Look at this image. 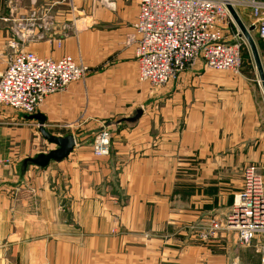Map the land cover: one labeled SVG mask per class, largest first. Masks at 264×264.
Listing matches in <instances>:
<instances>
[{
    "label": "crops",
    "instance_id": "obj_1",
    "mask_svg": "<svg viewBox=\"0 0 264 264\" xmlns=\"http://www.w3.org/2000/svg\"><path fill=\"white\" fill-rule=\"evenodd\" d=\"M138 11V0H0V73L13 42L17 54L71 56L89 69L84 81L46 98L36 113L45 116L51 134L74 136L73 153L47 168L24 164L19 176L10 170L0 183V264H123L118 254L104 253V244L129 242L125 232L148 213L151 199L172 189L170 164L135 138L142 128H123L110 156L96 158L91 146L98 131L129 117L145 96L131 43ZM242 20L250 26L247 15ZM23 21L29 37L20 41L14 32ZM192 133L187 140L196 150L186 156L196 153L204 165L205 131ZM14 134V128H0V149L10 148Z\"/></svg>",
    "mask_w": 264,
    "mask_h": 264
},
{
    "label": "rangeland",
    "instance_id": "obj_2",
    "mask_svg": "<svg viewBox=\"0 0 264 264\" xmlns=\"http://www.w3.org/2000/svg\"><path fill=\"white\" fill-rule=\"evenodd\" d=\"M24 21L14 32L20 41L29 37L19 35L25 33L20 27ZM252 34L262 53L264 42ZM13 45L7 44L12 57L17 54V44ZM242 58L238 74L197 66L163 86L143 85L145 96L135 107L142 109L143 115L134 127L142 132L135 138L148 141L152 155L170 164L175 181L171 190L151 199L148 213L140 214V220L131 224L130 232H125L129 242L104 244L105 254H114L112 258L118 254L123 264H261L263 234L242 246L234 233L211 227L214 220L225 224L241 188L244 168L257 165L264 171V93L248 44ZM261 61L264 68L263 56ZM2 107L0 121L11 125L0 123V128H14L16 134L10 148L0 149V183L10 170L12 176H19L27 158L56 149L39 133L38 121L30 119L36 113L27 115ZM109 127L113 133L108 156L114 152L113 141L122 140L115 136L130 128ZM197 129L206 134L204 165L197 164L196 153L193 158L186 156L191 147L196 150L191 146L195 141L187 136L193 131L195 137ZM170 141L172 145H166ZM151 240L158 243H148Z\"/></svg>",
    "mask_w": 264,
    "mask_h": 264
},
{
    "label": "built area",
    "instance_id": "obj_3",
    "mask_svg": "<svg viewBox=\"0 0 264 264\" xmlns=\"http://www.w3.org/2000/svg\"><path fill=\"white\" fill-rule=\"evenodd\" d=\"M138 2L131 43L135 47L139 80L143 84L163 86L186 69L197 66L238 74L247 41L228 6L241 20L243 14L247 15L251 24L244 25L246 28L254 26V33L264 42V0ZM20 27L25 33L19 35L25 38L27 30L24 25ZM257 48L260 57H264V50L260 53L258 44ZM88 73L89 69L71 56L52 59L32 52L18 53L9 58L5 70L0 73V105L24 114H35L46 98L84 81ZM110 140L111 133L107 129L97 133L91 144L94 155L108 156ZM211 227L234 233L242 246L264 235V171L257 165L244 168L242 188L234 198L225 224L214 220ZM261 264H264V256Z\"/></svg>",
    "mask_w": 264,
    "mask_h": 264
},
{
    "label": "water",
    "instance_id": "obj_4",
    "mask_svg": "<svg viewBox=\"0 0 264 264\" xmlns=\"http://www.w3.org/2000/svg\"><path fill=\"white\" fill-rule=\"evenodd\" d=\"M228 10L237 24L241 34L247 41V44L251 50L252 57L254 59V63L257 69V73L259 76V80L262 85L263 93H264V68L262 65V61L258 52L256 41L252 35V32L255 31V27L252 26L250 28H246L236 11L228 6ZM143 115L142 109H136L133 114L129 117L118 116L109 126H111L114 130L116 126L125 124L130 128H134L135 125L139 122ZM30 119H34L38 121L39 133L42 135L43 139H45L49 144L55 145L56 149L49 151L48 153H40L35 158H27L24 161L25 165H34L40 168H47L52 162L59 163L63 160L67 159L76 148V140L73 135H67L65 137H59L51 134L45 128L46 118L43 114H35L30 116Z\"/></svg>",
    "mask_w": 264,
    "mask_h": 264
},
{
    "label": "bare ground",
    "instance_id": "obj_5",
    "mask_svg": "<svg viewBox=\"0 0 264 264\" xmlns=\"http://www.w3.org/2000/svg\"><path fill=\"white\" fill-rule=\"evenodd\" d=\"M28 115V114H27Z\"/></svg>",
    "mask_w": 264,
    "mask_h": 264
}]
</instances>
